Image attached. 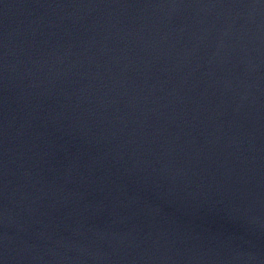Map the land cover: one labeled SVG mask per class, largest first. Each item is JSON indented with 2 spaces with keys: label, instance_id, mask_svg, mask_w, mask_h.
<instances>
[{
  "label": "water",
  "instance_id": "obj_1",
  "mask_svg": "<svg viewBox=\"0 0 264 264\" xmlns=\"http://www.w3.org/2000/svg\"><path fill=\"white\" fill-rule=\"evenodd\" d=\"M0 264H264V0H0Z\"/></svg>",
  "mask_w": 264,
  "mask_h": 264
}]
</instances>
